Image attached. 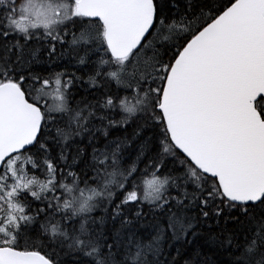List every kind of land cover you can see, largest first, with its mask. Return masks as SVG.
Instances as JSON below:
<instances>
[{"label": "snow or ice", "instance_id": "6c2138e0", "mask_svg": "<svg viewBox=\"0 0 264 264\" xmlns=\"http://www.w3.org/2000/svg\"><path fill=\"white\" fill-rule=\"evenodd\" d=\"M0 264H264V0H0Z\"/></svg>", "mask_w": 264, "mask_h": 264}, {"label": "trees", "instance_id": "16d2710c", "mask_svg": "<svg viewBox=\"0 0 264 264\" xmlns=\"http://www.w3.org/2000/svg\"><path fill=\"white\" fill-rule=\"evenodd\" d=\"M175 255V253H173Z\"/></svg>", "mask_w": 264, "mask_h": 264}]
</instances>
